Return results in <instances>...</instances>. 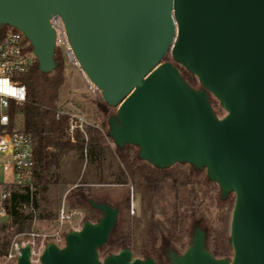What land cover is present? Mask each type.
<instances>
[{"label": "water", "instance_id": "95a60500", "mask_svg": "<svg viewBox=\"0 0 264 264\" xmlns=\"http://www.w3.org/2000/svg\"><path fill=\"white\" fill-rule=\"evenodd\" d=\"M53 16L81 73L115 110L107 120L115 147L133 146L159 169L205 170L222 198L233 195L231 257H215L196 229L169 264H264V0H0V28L23 34L44 74L56 67ZM168 53L177 66L163 62ZM87 203L98 220L67 232L62 246L47 243L38 264H156L128 248L101 258L118 210ZM13 264H33L29 245Z\"/></svg>", "mask_w": 264, "mask_h": 264}, {"label": "rangeland", "instance_id": "374dc122", "mask_svg": "<svg viewBox=\"0 0 264 264\" xmlns=\"http://www.w3.org/2000/svg\"><path fill=\"white\" fill-rule=\"evenodd\" d=\"M63 63L64 83L59 90L57 106L66 109L71 103L73 107L83 112L89 123L96 121L100 126L102 117L97 113L96 105L102 102L101 96H89L84 83L86 78L81 71L73 69L65 59ZM198 87L197 82L195 88ZM212 99L216 102L214 108L218 112L217 116H223L224 112L218 102ZM113 112H115L114 109ZM20 121L21 119L17 121L19 129L21 128ZM129 166L124 163L121 165L123 169L131 168ZM190 168L191 166L186 164L172 166L170 170L172 177L153 190L148 189L137 173L133 177L127 175L128 183L125 185L92 184L90 186L97 197L104 199L109 205H116L124 194H128V212L118 215L117 219L123 224L124 232L131 242L133 257L142 259L141 250L149 248L152 241H155V245L158 246L163 236L176 245L178 252H183L190 244L191 236L183 238V245H180V238L187 234L192 222L198 220H201L202 227L207 234L211 252L216 249L218 252L222 250L225 256L218 258L231 257L232 251L227 239L233 197L230 194L225 199L227 201L222 200L218 187L210 181L208 183L204 181L206 179L205 170L194 173ZM115 170L114 166L110 171ZM106 174V172L103 173L105 177ZM2 177L0 174V181ZM95 178V169L88 166L85 160L78 159L75 152H70L63 158L59 168L49 176L50 183L47 185L46 192H42L40 187L34 185L32 181L33 184L29 188L36 191L38 208L34 211V219L30 223L29 230L24 233L32 232L46 236L45 245L56 242L59 238L57 245L62 246L65 234L72 230H79L84 218L89 216L85 206L71 205L73 199L68 198V195L75 186L82 182H92ZM62 210L64 214H68L69 219L60 220ZM40 214L46 217L39 218ZM17 235L12 236L10 244ZM100 257L105 256L100 253ZM4 263L3 257L0 256V264ZM157 264H168V261L165 258Z\"/></svg>", "mask_w": 264, "mask_h": 264}, {"label": "trees", "instance_id": "16d2710c", "mask_svg": "<svg viewBox=\"0 0 264 264\" xmlns=\"http://www.w3.org/2000/svg\"><path fill=\"white\" fill-rule=\"evenodd\" d=\"M10 27L2 26L0 28V37ZM55 69L47 74L38 70L37 63L34 61L27 72L20 74L19 83L24 85L27 90L26 101L23 103L21 115V129L29 134L34 146L35 168L33 171L34 185H38L42 192H46L47 185L50 183L49 176L59 168L63 158L70 152H75L78 159L85 160L88 166H92L96 171V178L92 182H82L80 185L71 189L68 198L73 199L71 205L85 206L89 216L84 218L85 221H96L101 216L100 212L91 208L87 203L93 200L97 203H107L102 198H98L92 191V184H118L125 185L128 183L127 175L133 177L135 173L146 183L148 189H157L160 184L170 179L171 167L159 169L150 166L148 163L140 160L137 156V148L125 145L123 148L114 147L112 150L108 145L107 120L113 115V108L108 107L103 102L96 105L97 113L102 117L100 131L97 128L86 127L85 137L75 131L73 141L68 134L69 120L65 116L57 117L56 111L59 102V90L64 83V63L59 52L54 54ZM163 62H172L171 55L168 53ZM174 64V63H173ZM176 65V64H174ZM177 66V65H176ZM181 77L193 88L197 85L196 79L186 70L178 67ZM210 104L217 115L218 112L214 106L216 102L210 97ZM130 165L131 168L123 169L122 164ZM115 166V171L110 170ZM190 170L198 173L192 167ZM107 173L106 177L103 173ZM206 183L209 180H204ZM188 183V181H186ZM86 187H85V186ZM85 187V188H84ZM233 197V195L231 194ZM226 198L222 199L225 200ZM227 201V200H225ZM118 210V215L127 213L129 208V196H124L116 205H111ZM38 208L36 191L30 190L29 187H22L12 192L7 214L9 219L5 223L0 222V256L4 257L10 246L13 235L21 234L29 230L30 223L34 219V211ZM176 215V213H175ZM45 218L43 214L38 216ZM130 223V222H129ZM194 225L201 230L203 225L201 220L193 221L187 234L180 238V245H183V238H189L192 235ZM228 243V239H227ZM205 246L208 251L209 241L205 240ZM229 246V243H228ZM182 247V246H181ZM124 248L131 250V242L128 235L124 232L123 224L117 219L109 238L104 246L99 249V253L104 256L116 253ZM176 245L169 238L162 237L158 246L155 241L151 242L149 248L141 250L142 259L152 258L157 263L164 261L168 251L177 252ZM215 257H224V251L212 250Z\"/></svg>", "mask_w": 264, "mask_h": 264}, {"label": "built area", "instance_id": "2783aa9c", "mask_svg": "<svg viewBox=\"0 0 264 264\" xmlns=\"http://www.w3.org/2000/svg\"><path fill=\"white\" fill-rule=\"evenodd\" d=\"M51 28L55 34V52H59L61 57L73 69H79V64L68 43L62 20L58 16H53L49 20ZM35 58L29 42L20 31L9 28L0 37V78H7L14 87H24L19 83V75L28 71L34 63ZM89 96L100 95L99 90L87 79L84 80ZM6 99L7 105L0 104V174L3 176L0 181V217L7 214V206L12 192L18 188L31 187L33 184V171L35 168L34 146L29 134L18 128L17 121L20 118V110L23 103H18L10 97H0ZM26 101V100H25ZM57 117L65 116L69 120L68 134L73 141V134L79 131L85 137V128L90 126L103 132L96 121L88 122L83 112L73 107L69 103L68 108L58 107ZM4 117L7 120L4 121ZM21 122V121H20ZM21 124V123H20ZM109 147L113 150L114 144L109 139ZM69 219L68 214L60 212V220ZM46 236L35 233H22L10 244V247L3 257L4 264H13L20 256L21 248L30 246V261L38 264L39 256L45 245ZM60 239L57 238V242Z\"/></svg>", "mask_w": 264, "mask_h": 264}, {"label": "clouds", "instance_id": "9594fccd", "mask_svg": "<svg viewBox=\"0 0 264 264\" xmlns=\"http://www.w3.org/2000/svg\"><path fill=\"white\" fill-rule=\"evenodd\" d=\"M27 90L24 87H14L9 79L0 78V97H10L15 99L18 103H23L26 100ZM0 104L7 105L6 99H0ZM7 117H4V121Z\"/></svg>", "mask_w": 264, "mask_h": 264}, {"label": "flooded vegetation", "instance_id": "af4514ba", "mask_svg": "<svg viewBox=\"0 0 264 264\" xmlns=\"http://www.w3.org/2000/svg\"><path fill=\"white\" fill-rule=\"evenodd\" d=\"M221 199H224V198H221ZM196 229H200L197 225H194V228H193V231H192V235H191V239H192V236H193V233H194V231L196 230ZM201 230V229H200ZM203 232H204V235H205V240H206V232L204 231V230H202ZM191 239H190V243H191ZM170 252H172V251H168L167 252V254H166V260L168 261V264H169V260H168V254L170 253ZM210 252V251H209ZM174 253H176L177 255H179V254H181L180 252H174ZM156 263V262H155Z\"/></svg>", "mask_w": 264, "mask_h": 264}]
</instances>
